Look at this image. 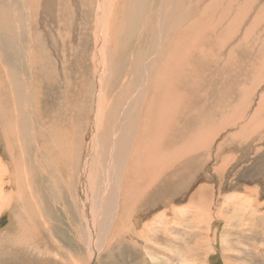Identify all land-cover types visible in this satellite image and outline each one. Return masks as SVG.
Listing matches in <instances>:
<instances>
[{
	"label": "rangeland",
	"instance_id": "obj_1",
	"mask_svg": "<svg viewBox=\"0 0 264 264\" xmlns=\"http://www.w3.org/2000/svg\"><path fill=\"white\" fill-rule=\"evenodd\" d=\"M163 1H117L113 13L115 15V17L113 16L114 23L111 24L110 17L108 18V24L111 25V31H113L111 33L108 31L109 39H113L111 48L114 46L113 51L116 50V54L120 57L132 59L133 54L138 51H150L153 38L159 36L161 47L158 55L159 61L156 64L159 63L152 70L154 80L159 66H162V61L166 59L168 53L180 50L185 34L203 27L199 17L204 14L207 19L215 18L212 25L216 27H212V29L208 24L207 30L212 35L221 29L213 46L220 47V50H216V47L214 49L218 52L217 62L214 60L216 58L208 59L210 61L208 67H214L212 78L209 76L210 80H216L214 79L216 73V77L219 78L222 72L231 69L230 62L236 58L241 59V62L245 59L246 65L243 68L240 67V61L237 60L238 74L240 73V75L236 73L234 76L242 79V71L243 73L249 71L253 76L250 75L251 77L246 78L249 73H245L244 80H239L240 82L233 89L231 87L230 91L226 92L225 95L230 93L227 95L228 98L226 96L227 99L224 95L223 98L221 94L222 99L225 100H221L222 102L219 101V103L215 102L216 105L213 100V105L217 109L212 105L211 108L216 111L213 112L211 109L213 113L210 116L215 113L217 115L214 120L208 123V127L211 128L209 132H213V136L209 137H216L213 145L210 142L212 138H208V144L204 143L200 151L189 152L186 150L187 152H185L184 149H179L185 154L193 153L187 157L182 156L178 161L180 167L185 165L184 168H180L179 173H182V177L188 175L185 179V184H188L172 191L171 198L165 194V197L163 196L162 185L165 182L158 183L160 186L156 184L152 189L155 191L158 189L156 193L159 198L155 200V207L152 205L148 208L147 205L139 206L136 210L138 214L133 217V223L124 224V229L129 230L130 228L129 231H133L132 229L137 227L138 235L135 232H129L120 239H114L111 243L107 240L108 244H104L102 250L100 249L101 251L96 253L93 258L88 254L86 248L81 247L76 241V238H81L77 231L81 221L78 225L76 222L78 215L74 210H72L74 213L70 212L68 215L63 213L64 216H61L62 213L59 215L57 211L58 217L55 218L57 237L61 239L63 250L66 249L69 252L65 253L61 251V248L56 249L51 245L48 249L29 240V245H26L21 238L19 240L14 238L15 243H9L5 233H9L11 230L6 226L10 221L15 224L13 219L15 220L17 217V212H14L11 204L6 203L5 207L0 209V225L6 219L8 220L6 225H2L4 227H0V264H64V262L68 264V262L71 263L70 256L77 261L75 264H264V112L261 114L260 110L258 111L259 103L261 102L262 105L261 96L264 94V74L261 70L264 58V0H210V2H208L209 0H166L168 2L167 9L171 11L168 12L167 16L169 17L165 20L166 28L162 33H159L161 30V24L158 22L159 10ZM210 3L212 4L209 5ZM206 6H208V10ZM218 7L219 9H217ZM221 8H224L225 11H222ZM217 15H219V19ZM99 16L98 0H0V79L2 82L6 81L8 85L6 82L2 83L6 86V93L0 89L1 138L7 134L11 136L10 138L14 136V133L20 134L28 145L32 144L29 142L31 139H37L39 145H32L31 147L34 148L30 151L34 155L37 149L43 153V149L40 147L43 146V127L48 122H44L42 119L53 121L56 117L62 116L61 121L66 125L81 121L79 125L76 124V128L80 127L81 129L80 131L75 130L74 136L77 137H81L85 131H88L87 124L94 120V105L98 96L93 76L94 69H96L93 57L94 51H98L100 46L98 45ZM166 32L167 35H165ZM113 34L115 36H112ZM224 45H228L227 48L225 47L227 50ZM255 55L259 60L255 58ZM250 59L257 60L258 63L252 66L249 63ZM234 66L236 68V65ZM129 69L130 66L122 67L125 76L134 78L136 71H129ZM230 69V73L235 71ZM6 70H9L13 76L18 74L21 81L31 87L28 90L29 94H27L26 86H23L17 94L13 92V83L7 80ZM34 71L37 73L35 72L31 84V76ZM259 74H262L261 78L258 77ZM54 75L58 78H55ZM209 77L206 78L207 81ZM222 77L226 76L222 74ZM223 80L222 78L221 83L225 82ZM207 81L201 84L204 91L191 90L192 94L198 95L197 100H201L200 97L202 100L212 98L211 91L214 81H209V83ZM201 85L199 84V86ZM243 85L246 89L242 87ZM247 88L251 91H248L250 94L249 104L244 103L248 93ZM43 89H46L44 93ZM236 90L238 91L237 95ZM239 93L242 97H239ZM16 97L20 99L18 102L21 113L25 114L24 117L16 111L18 108L17 103L15 104ZM240 98L243 99L240 100ZM2 99L6 103H3ZM60 100L65 103L63 106L60 105ZM84 101L89 105V111L83 108ZM233 103L235 107L232 106ZM14 104L17 105L13 108L14 112L12 110L4 111V109H12ZM195 107L198 108V106ZM236 108L239 110L238 113L235 112ZM231 115L233 118H230ZM251 115L255 116V121L247 130L249 132L246 131V135L240 136L238 139L229 138L234 132L239 131L233 125L234 121L236 120L240 124L239 121L242 120L245 123L247 120H253V118L248 119ZM247 116L249 117L247 118ZM19 117L21 125H19ZM13 122H15V126H13ZM77 133L79 135H76ZM84 143V140L76 139L77 153L83 151ZM207 146L208 148H206ZM3 148V143L0 140V155L5 156V161L10 160L9 162H11L12 160L6 157L9 154L3 151ZM13 150L19 152L17 146ZM54 156L57 157V153ZM77 156L79 154H75V157ZM132 159V163H128L131 165V170L137 171V177L144 182L151 179V174L156 175L163 166L161 163H156L149 171L147 168L141 167L135 158ZM199 159L201 162H198ZM30 160L34 161V157L31 156ZM65 163L58 169H47L46 176L42 174L40 183L43 184V179L46 181L48 173L54 172L58 179L61 175H66L71 167H68L67 162ZM79 169L75 173L77 180L81 176ZM154 179H156V183L160 178L158 181L157 178ZM59 181L60 185L58 186L60 187L61 180ZM131 181L133 182L132 179ZM52 187L56 188L53 185ZM42 190L41 188L40 205L39 202L37 203V214L41 215L43 219V195L48 196V192L43 190V193ZM158 201L162 204H159ZM69 202L71 201L63 193L61 202L63 205L68 208L77 205L76 202ZM148 209L149 211H147ZM161 211H164V214L160 213ZM21 219L23 220V218ZM136 219L141 220L138 226ZM133 226L134 228H132ZM26 229L28 234V228ZM75 249L81 253H75ZM192 258L194 262L190 263ZM182 260L189 261L184 263Z\"/></svg>",
	"mask_w": 264,
	"mask_h": 264
},
{
	"label": "bare ground",
	"instance_id": "obj_2",
	"mask_svg": "<svg viewBox=\"0 0 264 264\" xmlns=\"http://www.w3.org/2000/svg\"><path fill=\"white\" fill-rule=\"evenodd\" d=\"M117 1L119 0H98L100 15V33L98 45L100 46L98 51H94L95 54L93 57V63H95L96 69H94V75L91 74L95 77L94 82L96 84L98 96L94 105V120L92 123L88 122L87 124L88 131H85L81 137H77L74 136L75 130L78 129L80 131L81 129L80 127L76 128V124L79 125L81 121L66 125L61 121L62 116L60 118L56 117V119L53 121H46L45 119H42V121L48 122V124L43 127V146H40L43 149V153L39 152L37 149L34 155L31 154L30 151L34 148L31 147L32 145H39V141L37 139V141L35 139H31L29 142L32 144L28 145L27 141L23 140L20 134L14 133L12 138H10L11 136L9 134L2 138L0 135V140L2 141L4 147L3 151L7 152L9 155L7 154L8 156L6 157L12 160L11 162H9L10 160L5 161V156L0 155V209L5 207V204L8 203L11 204L14 212H17V217L15 220L13 219L15 224L10 221V223L6 226L7 229L11 230V232L7 234L5 233V237L8 239L9 243H15L14 241L16 239L19 240V238H21L26 245L29 243L28 240L35 241L38 244L47 247L48 249L50 245L56 249L61 248V251L66 253L68 250H63L62 244L60 242L61 239H58L56 234L57 228H55V218L58 217L57 211L59 212V215L62 213L61 216H64V214L68 215L70 212H73L72 210L77 213V224L79 225L81 221L80 227L78 226L77 231L82 239L79 237L76 238V241L81 247L86 248L88 254L92 258L96 253L102 250L101 248L104 247V244H108L107 240H109V243H111L114 239H120V236L123 234L125 235L126 233L132 232L129 231L130 228L129 230L124 229V224L128 222H130V224L133 223V217L138 214L136 210L139 206L145 207V205H147V208L151 205L154 206L155 200L159 198L158 194L156 193L158 189L156 191L152 190L156 184L165 182L162 185V193L164 197L167 195L169 198L173 196V193H171L172 191L174 192L175 189L183 188L184 185L188 184H185V179H187L188 175L182 177V173H179L180 168H184L185 165L180 167L178 165V161L182 156L187 157L189 154L193 155V153L185 154L179 149H184L185 152H196L203 148L204 143L209 142L208 138H212L209 136H213V132H209V129L211 128L208 127V123L214 120L217 115V113H215V115L213 114L210 116L211 113L216 111L213 109L216 108L215 102L219 103V101L225 100L222 99V96L224 95L226 98V96L230 94L228 92V94L225 95L226 92L230 91L229 89L231 87L233 89L236 84L240 82L239 80H244L245 73H249V71H246L245 73L242 71V79H238L234 76L236 73L238 74L239 69L237 66V60H241L236 58L230 62V67H232L231 69H233V71L235 70L234 72L230 73L229 68L228 70L222 72L219 78L216 77V73L214 78L216 80H210L209 76H211L213 73L214 67H208L210 63L208 59L216 58L214 60L217 62L218 52H216V50H220V47L215 46L216 50H214L215 47L213 46L215 38L220 34L221 29L219 32L215 31V33L210 35L207 30V25L209 24V26L212 28V22L215 18L212 17L207 19L203 14L199 17V19L202 21L203 27L199 30L187 32L185 34L184 40L180 45V50L168 53L166 59H163L162 61V66H159L157 75L153 80L152 70L159 63L158 62L156 64V62L159 61L158 55L159 49L161 47V40H159V36L153 38L150 51H138L137 53L133 54L134 56L132 59L123 58V56L120 57V55L116 54V50L113 51L114 46L111 48V44L113 45V42L111 43V41H113V39H109L108 31H110V33L113 31H111V25L109 26L108 24V18L110 17L111 24L114 23L113 19L115 18H113V16L115 17V15L113 13L118 3ZM208 2H210V0ZM208 2L206 1V3ZM167 4L168 2L164 0L160 6L158 22L161 24V30L159 33H162V31L166 28L165 20L169 17L167 16L168 12L170 13L171 11L167 9ZM211 4L212 3L209 5ZM200 5L202 6V4ZM200 5L199 8L201 7ZM207 7L208 6H206V9ZM217 9H219V7ZM221 9L222 11H225L224 8ZM206 14L209 15L208 13ZM219 15L221 14L219 13ZM219 15H217V18ZM115 35L113 34L112 36ZM165 35H167V32ZM107 43L109 44L107 45ZM225 47L227 48L228 45H224V48ZM219 53L221 54V52ZM255 58L259 60L257 55H255ZM260 58L262 59V57ZM256 61L251 60L249 63L253 66L255 63H258ZM46 62L48 63V61ZM245 62V59L242 62L240 61L239 66L243 68V66L246 65ZM262 62L263 66L261 67V70L264 74V58ZM234 65H236V68ZM125 66H130L129 71H136L134 78L125 76V71L122 70V67ZM35 72L36 71H34L32 74L33 76H31V84L34 80V74L37 73ZM5 73L8 75L7 80L13 83L12 90L15 94H17L18 91H21L23 86H26L27 94H29L28 90L31 87H28L26 84H24L23 81H21V78L17 76L18 74L13 76V74L11 75L9 73V70H6ZM49 74L51 73L49 72ZM222 74L226 77H222ZM238 75H240V73ZM250 75H252V73H249L246 78L251 77ZM261 75L262 74H259L258 77ZM49 77L51 78L50 75ZM208 77L209 79L207 81L206 78ZM55 78L58 77L55 76ZM222 78L225 80L223 83H221ZM204 81H207V83H209V81H214L211 91L212 98H205L206 100H202L200 97L201 100H197L198 95L192 94L191 90H197L196 92L204 91V88H202L203 85H201ZM4 82H2L0 79V85ZM199 84L201 86H199ZM43 86L45 87V85ZM242 87H244V85ZM0 89L6 93L5 84H2ZM45 90L43 89V93ZM208 91L210 90L208 89ZM248 91L250 90L247 88V92ZM237 93L238 91L236 92V95ZM241 93H239V97H242ZM214 94H216L215 96L217 97L213 96ZM243 94L245 95V93ZM231 96L233 95L231 94ZM18 99L19 97H16L15 101L17 100V102H14L15 104L17 103L18 108L16 111L20 114L21 107L19 106ZM242 99L240 98V100ZM249 99L250 94L248 92L246 94V102L244 103L249 104ZM261 99L262 105L259 101L260 103L258 111L260 110L259 113L262 114L264 112V94L261 96ZM213 100H215V105H213ZM232 101L229 102L232 103ZM59 103L62 106L65 104L62 102V100H60ZM234 103L232 106H234ZM15 104L12 106V109H4V111L10 112L12 110L14 112L13 108ZM212 105L213 108H211ZM82 106L85 110H90L89 105L85 101L82 103ZM195 106H198V108ZM238 111L239 110L237 109L235 112L238 113ZM232 113H234V111ZM24 115V113H21L22 117H24ZM248 117L249 116H247V118ZM230 118H233L232 115ZM247 118L245 117V119ZM252 118L253 120H247L249 123H246V121V124L242 120L239 121L241 125L235 120L234 122L236 124L234 123L233 125L237 127L239 131L236 133L234 132V134L229 136V138L233 137L234 139H238L240 136L243 137L246 135V131L255 121V116L253 115H251L248 119ZM18 120L19 125H21L20 117ZM190 124H192V126H190ZM15 125V122H13V126ZM240 133L241 135H239ZM76 135L79 134L77 133ZM215 138H212L213 141L211 139V145H213ZM76 139L85 141L83 145L84 148L81 153L76 152ZM16 146L19 152L13 150L16 148ZM206 148H208V146ZM2 153L4 155V152ZM40 153L41 155H39ZM56 153L57 157L54 156ZM75 154H79V156L75 157ZM31 156L34 157V161L30 160ZM132 158H135V161L141 167L147 168L149 171H151L150 168L156 163H161L164 166V169H162V166L156 175L151 174V179H147L144 182L142 179L137 177V171L131 170L130 164L133 161ZM199 161L200 159L198 162ZM65 162L68 163V167H71L67 171L66 175L60 176L59 174L60 177L58 179L55 177L54 172L48 173L46 181L43 179V184L40 183L39 180L42 174H46V171H48L47 169H58L62 164H66ZM129 162L130 164H128ZM189 164L188 166H190ZM78 168H80L79 170L81 176L77 180L75 179V173ZM70 172L73 174L72 178V174L70 175ZM186 172L188 173V171ZM154 178H157V181L159 178L160 179L155 183L156 179ZM131 179L135 184L131 181ZM59 180H61L60 187L58 186L60 185L58 184V182H60ZM8 185L10 186L7 187ZM52 185L56 186V188H53ZM41 188L48 192V196L43 195V219L41 215L39 216L37 214V203L39 202L40 205L41 200ZM63 193H65L68 200L71 201L69 203L76 202L77 205L71 208L63 205V203H61ZM147 211H149V209ZM160 213L164 214V211H161ZM21 218H23V220ZM138 220L139 219H136L137 226L141 221ZM155 222L156 221L154 220V223ZM26 228H28V234L26 232ZM132 228H134V226ZM136 228L137 227L132 230L138 235V233L135 231ZM20 229H22V231H20ZM31 246L33 245L31 244ZM47 248L45 249L48 250ZM71 250L73 251V249ZM74 252L81 253L76 249ZM70 258L72 264L77 262L72 256H70ZM193 258H195V256H193ZM193 258L190 260V263L194 262ZM188 261L189 260H186L185 263H188ZM71 263L68 262V264ZM64 264H67V262H64Z\"/></svg>",
	"mask_w": 264,
	"mask_h": 264
},
{
	"label": "crops",
	"instance_id": "obj_3",
	"mask_svg": "<svg viewBox=\"0 0 264 264\" xmlns=\"http://www.w3.org/2000/svg\"><path fill=\"white\" fill-rule=\"evenodd\" d=\"M200 199V198H199ZM199 202H201V200H199ZM138 229H135V231L137 232V233H139L138 231H137ZM133 232V231H132ZM125 235L123 234L122 236H120V238L121 237H124ZM191 254H193L192 252H190ZM194 256V255H193ZM184 263L186 262V260H182Z\"/></svg>",
	"mask_w": 264,
	"mask_h": 264
},
{
	"label": "water",
	"instance_id": "obj_4",
	"mask_svg": "<svg viewBox=\"0 0 264 264\" xmlns=\"http://www.w3.org/2000/svg\"><path fill=\"white\" fill-rule=\"evenodd\" d=\"M6 224H7V219L3 222V224L0 225V227H1L2 225H6Z\"/></svg>",
	"mask_w": 264,
	"mask_h": 264
}]
</instances>
